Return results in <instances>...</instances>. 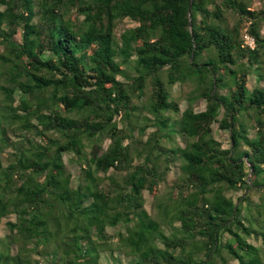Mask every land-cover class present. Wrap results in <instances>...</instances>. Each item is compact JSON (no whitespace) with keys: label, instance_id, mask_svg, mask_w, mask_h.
Wrapping results in <instances>:
<instances>
[{"label":"trees","instance_id":"16d2710c","mask_svg":"<svg viewBox=\"0 0 264 264\" xmlns=\"http://www.w3.org/2000/svg\"><path fill=\"white\" fill-rule=\"evenodd\" d=\"M263 26L264 0H0V264H264Z\"/></svg>","mask_w":264,"mask_h":264},{"label":"rangeland","instance_id":"374dc122","mask_svg":"<svg viewBox=\"0 0 264 264\" xmlns=\"http://www.w3.org/2000/svg\"><path fill=\"white\" fill-rule=\"evenodd\" d=\"M260 7L259 3L254 1L253 2V5H252V9H258ZM137 26V24L129 19H126L124 20L122 23H120L119 25V28H118V31H117V35L119 36L121 33H123V31L127 30V29H130V28H135ZM262 34L264 35V26L262 28ZM131 70V73L133 75H135L134 73V70L133 69H130ZM258 85V82H257V77L255 74H252L250 76V80H249V84H248V88L250 91H252L256 86ZM260 85L264 86V82H262ZM190 91V88L188 87H182L181 85H177L175 86L174 90H173V96L176 98V97H181V103H180V108H181V113L185 111V109L187 108L188 106V92ZM16 98L18 99L19 98V94H16ZM147 99H145L146 101ZM18 104V101L16 102V105ZM206 107V104L205 102H202V103H199V104H196L195 105V109L196 111H203ZM144 115L147 116V117H150V115H148L147 112H144ZM144 117V116H143ZM140 118L139 120V124L143 126L146 125V122L144 120V118ZM118 122H119V126L121 127L122 126V120L121 118L119 117L118 118ZM146 136H145V139L147 138V136L151 133H153L155 131V128L152 127L151 125L149 126H146ZM136 133V136H137V132ZM255 135V130L254 129H251L250 130V136L251 137H254ZM12 136V139L13 140H17V137L14 135V134H11ZM215 137L221 141L223 144H224V147L225 148H230V135H229V132L228 131H221L220 129H218V124L215 125ZM178 140L179 142L181 143V145H184L183 143V138L178 136ZM108 146V142H106L105 144V148ZM69 156L66 155L65 156V162L66 164L68 165L69 169L71 170V172L73 173V185L76 186L77 182H78V178H77V167L76 165H70L69 164ZM181 175V170H180V161L179 160H175V162L173 163L172 167H171V172L169 173L168 175V178H167V181L170 182L178 177H180ZM168 183H165L163 185H161V189H160V195H159V201L158 202H162V203H166L167 202V198L168 196L166 195V193L168 192L167 190V186ZM243 194V192H231L229 194V196L233 197L234 201L237 202L238 201V197L241 196ZM144 196V199H145V209L147 210V212L149 214H151L152 216H157V212H158V209H157V202L156 200L148 193V192H144L143 194ZM263 194H259V193H252L251 194V200L254 202V203H259L261 198H262ZM16 221V215H10L8 217H6L5 219H3L1 225H0V234L1 236L4 238L6 237L10 232H9V227H8V223L9 222H15ZM178 224H176L177 226ZM121 231H124V229H112V228H108L107 229V233L108 234H117L118 232ZM166 230H168L169 233H171V227L168 226L166 227ZM249 243H253L257 246H261V241H256L255 239H248ZM15 251V250H14ZM116 256H118V258L120 259V263L121 264H127L128 260L127 258L116 252L115 253ZM101 262L102 264H112V258L111 256L109 255V253H105L103 254L102 256V259H101ZM231 264H237L236 262H231Z\"/></svg>","mask_w":264,"mask_h":264},{"label":"built area","instance_id":"2783aa9c","mask_svg":"<svg viewBox=\"0 0 264 264\" xmlns=\"http://www.w3.org/2000/svg\"><path fill=\"white\" fill-rule=\"evenodd\" d=\"M245 41H246V44L251 47V48H254L255 47V41L254 39L251 37V36H246L245 37Z\"/></svg>","mask_w":264,"mask_h":264}]
</instances>
